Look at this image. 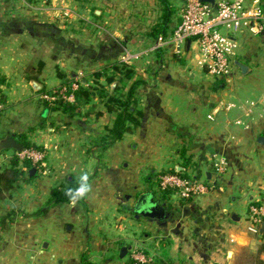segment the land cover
<instances>
[{
	"label": "crops",
	"instance_id": "0c3cea01",
	"mask_svg": "<svg viewBox=\"0 0 264 264\" xmlns=\"http://www.w3.org/2000/svg\"><path fill=\"white\" fill-rule=\"evenodd\" d=\"M13 3V0H0V72L7 77V83L2 85L7 97L5 109L13 110L20 102L22 108L16 117H24L26 128L36 124L40 113L44 112L43 107L38 106L39 91L62 84L57 67L67 72L82 68L89 74L115 58L121 59L127 52L144 54L146 47L149 51L154 42L147 32L160 8L159 0H105V5L95 10L98 17L90 18L108 26L117 15L118 25L113 22L112 33L104 42L96 41L88 50L73 48L74 61L63 66L59 64L62 52L58 47L61 42L58 23L50 18L57 15L56 8L52 7L56 11L53 12L39 7L40 10L37 8L34 12L15 7ZM180 11L178 9L173 18L172 30L180 20ZM90 18L88 23L97 26ZM81 20L75 23L77 30L83 24ZM238 40L241 50L236 61L248 65L250 71L243 74L235 61L231 81L237 85L236 93L226 87L213 90L212 83L198 84L193 81V70L188 73L184 68L169 70L174 63L169 55L170 47L166 48L169 52L166 49L155 51L153 73L146 68L136 69V77L146 81L138 91L135 104L143 112L141 123L103 155L94 141L106 133L105 127L114 121L113 114L105 113L88 122L80 119L60 128L34 129L31 139L46 149V159L52 164L60 163L64 170L73 167L68 174L79 177L81 172H87L92 191L85 198V204L75 206L50 204L54 185L48 187L43 197L0 199V264H111L112 258L107 259L115 253L118 243L115 239L112 249L100 245L102 238L92 229L100 213L106 215L115 207L120 209L118 196L123 189H132L135 195L145 192L148 187L145 177L150 171L181 168L183 150L198 169L206 172L209 180L215 179V156H224L229 168L208 194L187 202L173 199L164 219L140 215L161 227L165 224L172 238L180 239V233L186 228L187 237L193 235L195 241L204 237L206 242L200 239L198 252L194 253L200 255V264H236L238 251H247L254 254L255 259L260 256L264 260V251L259 252L264 244V231L249 230L248 214L252 202L264 201V104L260 103L264 99V84L260 80L264 60L259 55L263 40L253 36L249 40L238 37ZM50 42L56 45L51 59L58 62L53 73L45 74L46 65L41 72L36 67L28 71L29 63L45 62V44ZM195 48L190 42L187 53L178 56L177 61L189 67L184 57H190L195 67L205 71L197 63ZM9 61L17 64L19 72L6 66ZM28 76L37 78L28 79ZM33 81L41 88L36 89ZM244 95L250 96L241 98ZM17 96L20 98L15 99ZM13 100L18 101L12 103ZM252 101L257 104L251 109ZM227 103H236L239 107L226 110ZM203 110H207L205 116ZM249 111L250 116H246ZM240 118L246 126L235 123ZM13 120L12 123H16ZM260 137L263 140H259ZM8 150L0 147L3 158ZM98 160L103 163L100 167L96 164ZM53 167L46 170L52 173ZM129 252L124 257L119 255L118 260L127 264ZM99 254L107 258L97 260Z\"/></svg>",
	"mask_w": 264,
	"mask_h": 264
},
{
	"label": "trees",
	"instance_id": "16d2710c",
	"mask_svg": "<svg viewBox=\"0 0 264 264\" xmlns=\"http://www.w3.org/2000/svg\"><path fill=\"white\" fill-rule=\"evenodd\" d=\"M85 1L88 2L89 0ZM159 3L160 8L158 17L151 24L150 31L147 32V36L154 41L159 36H168L172 32L171 24L178 9L175 5V0H159ZM90 9L89 11L92 12L91 17H98L95 13L97 8L94 9L92 7ZM45 65L46 63L41 60L36 64L29 63L27 65V70L31 71L33 67H36L37 71L41 72ZM56 72L57 76L63 80L62 84L55 89H47L44 87L39 91L38 106H42L44 112L40 113L37 123L28 126L22 131H10L9 135H13L22 143L24 149H36L45 152V155H47L46 149L31 139V132L34 129L49 126L55 128L70 126L75 124L77 120L81 119L83 122H88L89 119H99L105 113H109L115 116L113 123L107 125L105 127L106 133L94 141V145L98 148V152L100 155H103L106 150L121 141L125 134L132 132L140 125L143 112L141 109L135 107V104L137 103L138 91L146 84V81L143 78L136 77L137 70L132 64L115 58L112 62L100 67L97 71L89 73L81 79H76L73 72H67L60 67L56 68ZM29 78L36 79L37 77L28 76V79ZM6 83V75L0 72V95L5 104L7 97L2 85ZM73 83H77L78 87L73 88ZM112 84H115V86L113 87ZM225 86L226 83L224 79H215L211 84L213 90H219ZM62 89H65L66 94L72 93L74 99L71 101L59 96L55 100L50 101L42 97V95L46 93L55 95ZM3 111L0 112V115ZM185 153V150L181 151V168H172L159 172L150 171L145 177V181L148 184L145 192H151L161 204L167 207V209L172 207V195L175 194L176 191L173 189H158L156 186L158 176L164 173H177L182 176L190 177L188 170L193 167L196 168L197 166L193 162L192 157L187 156ZM9 159L10 163L8 165L0 167V199L9 197L19 188V183L23 180L27 182L34 180L43 168L46 157L44 160L37 163L33 162L31 159L17 156H12ZM32 169H36L33 174H31ZM195 170V177H201L203 174L202 170L198 168ZM77 183L78 176L70 175L67 177L66 181L52 187L49 203H70L68 197L65 195V191L70 187H76ZM143 192H138L136 198ZM191 200L192 198H180V201L185 202ZM78 203L85 204V198ZM258 203L259 202H252L251 205ZM262 251H264V244L261 246L259 252ZM129 260V264H135V260L131 256ZM152 263L171 264L172 261L170 258H167V260L159 259L156 262L154 257H152L147 264ZM256 264H264V260L258 256Z\"/></svg>",
	"mask_w": 264,
	"mask_h": 264
},
{
	"label": "rangeland",
	"instance_id": "374dc122",
	"mask_svg": "<svg viewBox=\"0 0 264 264\" xmlns=\"http://www.w3.org/2000/svg\"><path fill=\"white\" fill-rule=\"evenodd\" d=\"M28 1L34 3L33 6L37 7L38 10H40L39 9L40 7L44 11L45 9L50 11V9L53 10L52 7H55L56 8L55 10L58 13H61L60 8L66 6V7H70L72 10L77 12L78 17L71 18L67 23L61 24V26H58V24L54 22L55 24H57V29L60 31L58 32L59 34L58 37L61 42L58 44V47L61 49L62 57L59 58L60 60L59 64L63 66L65 65L64 63L70 64L74 61L73 59L74 56L71 54V51L73 48L76 47L77 49L78 47V48L88 50L89 48H92V45H94L96 41L100 42L101 40H103L104 42L105 40L108 39V37L112 33L111 28L113 26V22L115 26H117L119 23L117 15L115 16L116 18H114V20L108 26L104 24L102 21L95 20V18H90V16L92 15V12L89 11L91 10L90 8L93 7L95 9V8H100L99 5L104 6L105 0H97V1L89 0L88 2H86L85 0H50L49 3H46L44 0H28ZM184 2L185 0H176L175 5L177 6L178 9H181ZM13 5L15 7L17 6V7L28 8V7H25L22 4V2L19 0H14ZM178 9H177L176 14H178ZM32 10L35 12L36 8H32ZM55 10H53V12H56ZM79 15H80V18L83 19L81 20L83 24L81 25L80 28H78L79 30H77V28H74V26H75V23H78L80 21L78 20ZM50 18L56 19L55 16H52V15L50 16ZM89 18L91 19L92 22H95L97 26L90 25V23H88ZM102 26L107 27V29H104ZM256 37H259V36H256ZM242 38L244 40H249V36H245ZM55 48H56V45H53L51 42L45 44V63H46L45 74H49V75L52 74L54 66L57 65L55 63H58L54 61L53 59H51V56H50L51 54H53V51H55ZM147 48L148 47H146L144 54H142L139 59L132 61L131 64L136 69L146 68L147 71L149 70L151 71V73H153L152 69L155 65L154 57L157 51L156 52L148 51ZM166 50H168L169 52V49H166ZM35 54H39L43 56L41 52H36ZM169 55H170V58L174 60L173 67L171 68L168 67L169 70L170 69L179 70V69L184 68L187 70L186 71L187 73L193 70V72L195 73V77L193 81L198 82V84L213 83V81L215 80L210 75H208L206 71H202L200 68L195 67L194 62L191 60L190 57H187V56L184 57L189 67H183L182 64L181 63L179 64V61H177L179 58L178 56H176L174 53H171V52L169 53ZM259 55H260L261 60H264V45L259 49ZM12 64L13 63L9 61L6 66H8L11 70H15V72H19L20 68H18L17 64L16 63H14L13 65ZM0 66H1V61H0ZM2 70L6 71V69H2ZM85 71L86 70L81 68V69H77L76 72H73V71L72 72L74 75L82 72L84 76H87L88 74ZM190 80L191 81L189 84L192 83V79ZM260 80L264 84V68H263V75L262 77H260ZM225 83H226L225 87L227 90H229V92L236 93L234 89L237 85L235 84L234 81H230V82L225 81ZM248 96L250 95H244V96H241V98H245ZM19 98L20 97L17 96L15 99H19ZM16 101L18 100H13L12 103ZM20 108H22V106L20 105V102H19L18 105L13 108V110L6 111V109H4L3 113L0 115V140L3 139L5 136L9 135L10 131H13V130L22 131L26 128L25 121L23 119L24 117L23 116L16 117V115L20 113L18 111ZM206 112L207 110H203L204 116ZM13 119H15L16 123H12ZM8 151H9L8 154H4L5 155L4 158L1 156L2 154H0V167H4L8 165L10 163V159H9L10 157L12 156L19 157L16 150L9 149ZM96 164L99 167L103 165L101 160H98ZM53 165H55L56 168H54ZM47 167L48 168L53 167L52 173L46 170ZM61 168L62 167L60 163L52 164L50 159L49 160L46 159L43 163V168L41 169L40 173L37 174L36 178L32 180L31 182L29 181L27 182L25 180L20 182L19 188L15 190L9 197L11 198H20V197L21 198L23 197L36 198V197L45 196V193L47 192V189L48 187H50V185H54V186L59 185L61 182L66 181L68 176L72 175L68 173H71V169L73 170V167L68 170L67 169L64 170ZM196 168L195 167L190 168L189 170L191 171H189V174L195 175ZM202 173H203L202 177L205 176L206 172L202 171ZM135 194L136 192H134L132 189L121 190L118 196V199L120 202V205H119L120 209L116 210L117 208L115 207L113 208L114 209L113 212L110 211L106 215H103L100 213L99 217L97 218L99 219L98 223L95 222L96 224L95 225L93 224L94 226L92 227V229L94 231L96 230L97 233H99V235L102 238V243L100 244L102 247H108V248L111 247L109 249H112L113 243L115 242L118 243L115 249V253H113L111 257H109L110 255L108 256L107 260L112 258L111 259L112 262H109V263L123 264L121 263V261L118 260L120 251H117V249L118 247L121 248V246L122 247L126 246L128 247V252L131 250V248L132 249H135V248L143 249L149 254V256L154 257L156 262L159 259L167 260V258H170L172 261L171 264H200L202 262V260L200 259V255L194 254V253L198 252L197 245H199L198 244L199 242H202V241L206 242L205 238L200 237L202 241L199 238L195 241L193 239V235H189V237H187L188 235L187 228L184 231H182V233H180L181 234L180 239L175 236H174L175 238H172L173 236L170 235L168 227L164 226L165 224H162V227H161L153 220H150L149 218H144L139 213H136L134 211L135 200H136ZM173 199L180 200V197L175 193L172 195V200ZM122 216H125V218H121ZM106 234L109 237L104 236ZM195 243L196 245H194ZM191 250L193 251L195 250V251L192 253ZM103 255L104 254L102 255L99 254V257L97 258V260H101L102 258H107ZM237 260L238 262L236 264H256L255 255L250 254L247 251H242V252L238 251ZM126 263L127 264L130 263L129 258H128V262Z\"/></svg>",
	"mask_w": 264,
	"mask_h": 264
},
{
	"label": "built area",
	"instance_id": "2783aa9c",
	"mask_svg": "<svg viewBox=\"0 0 264 264\" xmlns=\"http://www.w3.org/2000/svg\"><path fill=\"white\" fill-rule=\"evenodd\" d=\"M25 7L36 8L34 3L28 0H19ZM49 3L50 0H44ZM61 13L55 15L56 22L67 23L71 18L78 17L76 11L70 7H61ZM60 18V19H59ZM63 20H62V19ZM80 15L78 20H80ZM256 37L263 40L264 45V0H215L214 4L203 0H185L181 11L180 20L176 27L168 36H159L149 48V51H158L170 47L172 53L177 56L187 53L188 41L195 45V57L197 63L205 69L208 75L214 79H224L231 81L235 61L240 54L241 44L238 37ZM141 53L127 52L121 57V61L132 63L140 57ZM84 77L82 72L75 75L76 79ZM73 88L78 84L73 83ZM62 96L68 100H73L72 93L66 94L62 89L57 94L46 93L43 98L50 101ZM264 104V99L260 102ZM257 102H250V108L256 106ZM226 110L238 108L236 103L224 105ZM6 108L0 95V112ZM250 111L246 116H250ZM212 117V116H210ZM237 125L246 126L243 119L235 121ZM20 158H28L37 163L45 159V152L36 149H23L17 152ZM228 161L224 156H215L213 168L215 179L209 180L207 175L201 177L182 176L177 173H164L158 176V189H173L180 198L189 199L208 194L215 188L216 180L224 175L228 170ZM249 230L259 233L264 222V201L250 205L249 210ZM131 257L135 264H147L151 256L143 249L130 250Z\"/></svg>",
	"mask_w": 264,
	"mask_h": 264
},
{
	"label": "water",
	"instance_id": "95a60500",
	"mask_svg": "<svg viewBox=\"0 0 264 264\" xmlns=\"http://www.w3.org/2000/svg\"><path fill=\"white\" fill-rule=\"evenodd\" d=\"M204 2H208L211 4L215 3V0H203ZM190 40L188 41V46L190 44ZM236 64L240 67L243 74H247L250 71L248 65L243 64L239 61H236ZM33 86L36 89H40L41 86L36 82H32ZM259 140H263L260 137ZM1 149H14L17 152H21L24 149L22 143H20L13 135H7L3 139L0 140ZM36 169L31 170V174H33ZM134 209L138 211L141 215L149 218H158L164 219L167 216V208L163 206L156 198L153 196L151 192H143L137 200ZM264 231V222L261 225V232ZM128 253V247L123 246L120 251V256L124 257Z\"/></svg>",
	"mask_w": 264,
	"mask_h": 264
},
{
	"label": "clouds",
	"instance_id": "9594fccd",
	"mask_svg": "<svg viewBox=\"0 0 264 264\" xmlns=\"http://www.w3.org/2000/svg\"><path fill=\"white\" fill-rule=\"evenodd\" d=\"M91 191L92 185L89 182V175L87 172H81L77 186L68 188L65 195L68 197L69 202L75 206L80 200L86 198Z\"/></svg>",
	"mask_w": 264,
	"mask_h": 264
},
{
	"label": "flooded vegetation",
	"instance_id": "af4514ba",
	"mask_svg": "<svg viewBox=\"0 0 264 264\" xmlns=\"http://www.w3.org/2000/svg\"><path fill=\"white\" fill-rule=\"evenodd\" d=\"M154 196V195H153ZM140 197V196H139ZM138 197V198H139ZM138 198H137V200H138ZM137 200L135 201V204L137 203ZM135 207V206H134ZM134 211L136 212V213H139L138 211H136L135 209H134ZM140 214V213H139Z\"/></svg>",
	"mask_w": 264,
	"mask_h": 264
}]
</instances>
